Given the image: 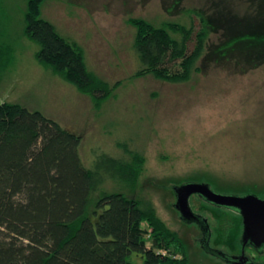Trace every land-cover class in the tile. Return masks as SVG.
<instances>
[{"label": "rangeland", "instance_id": "374dc122", "mask_svg": "<svg viewBox=\"0 0 264 264\" xmlns=\"http://www.w3.org/2000/svg\"><path fill=\"white\" fill-rule=\"evenodd\" d=\"M27 3L0 0V47L11 48L0 64L1 100L40 111L81 136L79 152L89 169L104 170L107 157L128 161L131 152L140 153L135 185L105 175L93 199L108 192L150 202L183 239L188 264H224L194 241V228L173 206L174 192L202 182L219 193L264 195V44L234 36L263 31L264 0H45L42 17L78 43L89 70L113 87L99 107L37 60L39 46L24 34ZM130 18L184 23L195 32L204 18L199 70L180 83L135 76L140 64ZM192 204L209 220L211 247L238 253L240 214Z\"/></svg>", "mask_w": 264, "mask_h": 264}, {"label": "trees", "instance_id": "16d2710c", "mask_svg": "<svg viewBox=\"0 0 264 264\" xmlns=\"http://www.w3.org/2000/svg\"><path fill=\"white\" fill-rule=\"evenodd\" d=\"M44 1L28 0L24 19L25 36L39 46L37 60L99 107L113 87L89 70L78 43L42 17ZM202 21L195 32L184 23L130 18L140 64L135 76L188 81L205 52ZM249 31L235 39L264 44V29ZM10 53V46L0 47L2 66ZM80 143L81 136L40 111L0 98V264H188L183 239L152 203L123 193L93 199L105 175L135 185L144 157L135 151L128 161L107 157L104 170H92Z\"/></svg>", "mask_w": 264, "mask_h": 264}, {"label": "water", "instance_id": "95a60500", "mask_svg": "<svg viewBox=\"0 0 264 264\" xmlns=\"http://www.w3.org/2000/svg\"><path fill=\"white\" fill-rule=\"evenodd\" d=\"M177 196L176 208L184 220L192 221L194 213L189 205L192 194L202 195L208 202L221 207H227L238 212L242 217L241 256L235 264H264V262L249 261L245 254L247 247L264 252V197L255 193L245 195L223 194L215 192L210 185L202 182H188L175 188Z\"/></svg>", "mask_w": 264, "mask_h": 264}, {"label": "flooded vegetation", "instance_id": "af4514ba", "mask_svg": "<svg viewBox=\"0 0 264 264\" xmlns=\"http://www.w3.org/2000/svg\"><path fill=\"white\" fill-rule=\"evenodd\" d=\"M211 189L213 191L217 192L213 188H211ZM223 194L245 195V194H238V193H223ZM246 194H248V193H246ZM174 195H175L176 202L173 204V206L179 214V219L182 222H184L186 225H189V226L194 228L193 230H194V233L196 234L194 236V241L196 243H198V245H200L201 248H205L208 251L209 256L217 258L216 257V255H217L224 264H235V262H238L239 259H237V257L241 256L242 246L240 245V249H239L238 253L237 252L236 253H230V252L223 251L221 249L212 248L211 247V241L213 240V230L211 228L209 220H208L206 215H204L203 213L198 211L199 209H196L194 207L192 202L194 200H197L201 204L200 208L206 204L208 206H211L213 209H215L217 211H230V210L234 211V210L227 208V207H221V206L215 205L211 202H208L200 194H192L189 198V205L191 207L192 212L194 213V217L191 218L192 221H187V220H184L182 218L180 211L176 208L177 196H176L175 192H174ZM240 217H241V215H240ZM241 220H242V217H241ZM249 248H251V247H247L245 250V254L248 256L249 261L264 262V259H262V258H260L261 261H257L258 259L255 258V256H256L255 254L262 255L264 252L259 253L258 251L253 249V251H251V254H248L247 252H248Z\"/></svg>", "mask_w": 264, "mask_h": 264}]
</instances>
